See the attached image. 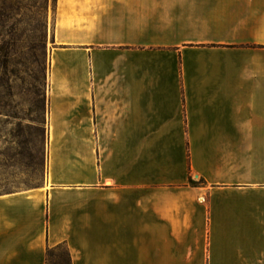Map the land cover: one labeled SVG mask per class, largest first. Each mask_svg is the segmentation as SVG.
<instances>
[{
  "label": "crops",
  "instance_id": "obj_1",
  "mask_svg": "<svg viewBox=\"0 0 264 264\" xmlns=\"http://www.w3.org/2000/svg\"><path fill=\"white\" fill-rule=\"evenodd\" d=\"M59 245L264 264V0H56L45 182L0 194V264Z\"/></svg>",
  "mask_w": 264,
  "mask_h": 264
},
{
  "label": "rangeland",
  "instance_id": "obj_2",
  "mask_svg": "<svg viewBox=\"0 0 264 264\" xmlns=\"http://www.w3.org/2000/svg\"><path fill=\"white\" fill-rule=\"evenodd\" d=\"M0 6L11 8L6 24L13 26L11 34L0 37L5 44V64L0 66V194H6L45 182L55 5L52 0H0Z\"/></svg>",
  "mask_w": 264,
  "mask_h": 264
},
{
  "label": "trees",
  "instance_id": "obj_3",
  "mask_svg": "<svg viewBox=\"0 0 264 264\" xmlns=\"http://www.w3.org/2000/svg\"><path fill=\"white\" fill-rule=\"evenodd\" d=\"M52 1L54 5H56V0H52ZM10 18H11V8L6 6H0V37L2 35H9L12 33L13 26L6 24V22L10 20ZM4 51H5V44L1 43L0 66L3 67L5 64V58L3 60ZM200 181L203 183V180ZM188 182L191 186H197L199 184L198 182L193 181L191 176H189ZM46 264H70V256L68 251L62 245L56 246L54 248H48L46 251Z\"/></svg>",
  "mask_w": 264,
  "mask_h": 264
}]
</instances>
